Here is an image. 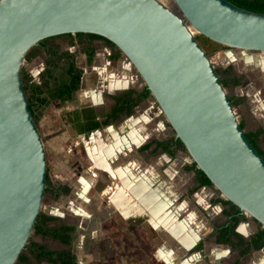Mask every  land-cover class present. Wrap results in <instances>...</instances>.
I'll use <instances>...</instances> for the list:
<instances>
[{
  "label": "flooded vegetation",
  "instance_id": "af4514ba",
  "mask_svg": "<svg viewBox=\"0 0 264 264\" xmlns=\"http://www.w3.org/2000/svg\"><path fill=\"white\" fill-rule=\"evenodd\" d=\"M90 34L44 38L26 56L42 59L40 78L23 71L36 123L56 113L47 126L62 133L71 165L58 171L46 152L42 208L15 264H140L138 251L167 249L170 237L186 244L194 221L187 251H264V227L199 168L126 53ZM62 36L71 45L51 41ZM217 70L264 155V59Z\"/></svg>",
  "mask_w": 264,
  "mask_h": 264
},
{
  "label": "water",
  "instance_id": "95a60500",
  "mask_svg": "<svg viewBox=\"0 0 264 264\" xmlns=\"http://www.w3.org/2000/svg\"><path fill=\"white\" fill-rule=\"evenodd\" d=\"M77 32L119 45L199 168L264 227V155L198 39L228 47L225 63L260 61L264 12L232 0H0V264L17 261L47 186L45 145L23 81L26 56L44 38Z\"/></svg>",
  "mask_w": 264,
  "mask_h": 264
},
{
  "label": "crops",
  "instance_id": "0c3cea01",
  "mask_svg": "<svg viewBox=\"0 0 264 264\" xmlns=\"http://www.w3.org/2000/svg\"><path fill=\"white\" fill-rule=\"evenodd\" d=\"M196 226L197 222L194 221L186 234L188 241L184 245L187 247L191 246L192 240L197 241L199 237ZM166 241L167 249L138 251L135 255L141 261L140 264H264V251H251L243 256L238 251H228L223 244H215L218 251H187L183 242L176 237H170ZM128 257L130 259V254Z\"/></svg>",
  "mask_w": 264,
  "mask_h": 264
},
{
  "label": "rangeland",
  "instance_id": "374dc122",
  "mask_svg": "<svg viewBox=\"0 0 264 264\" xmlns=\"http://www.w3.org/2000/svg\"><path fill=\"white\" fill-rule=\"evenodd\" d=\"M199 36L200 35H198V37ZM51 41H53V43H55L57 45L68 46V45H71L70 42L73 41V38L68 37V36H62V37H58L56 39H53ZM199 41L203 45V43H202L203 40L202 41L199 40ZM100 43L101 42L96 43V46L99 49L101 48L100 51H102L104 46H103V44L101 46H99ZM203 46L205 47L207 52L213 58V60L216 64V67L221 68L223 60L227 59L229 57V54H227V52H226L228 50V47H226L225 45H222V46L216 45V44H213L212 42H206V46L205 45H203ZM235 55H237V54H235ZM31 56H32V54H31ZM31 56H28V58L26 57L28 62L27 61L25 62L26 64L23 67V71L25 70V68H27L29 71L34 73V75L38 74L37 77L40 78L39 71L41 69L42 59L39 57H34V56L31 57ZM242 58L243 57H241V59L236 60V62L239 63V65L245 64V63H243V61H241ZM233 61L235 62V60H229V63L233 62ZM91 86H89V88ZM151 104H152L151 102L147 103L148 106H150ZM155 110L158 111L157 109H155ZM55 117H56V113L53 111L47 113V117L43 116L40 113V117L38 119L39 120L38 128L40 130V133L42 134L43 141L45 142L44 144L46 145L47 156L50 159V161L53 163V166H55V168L60 172L61 171H63V172L67 171L68 172L69 165H71L70 160H69L71 158V156L68 155V152L66 151V148H65L66 146H64L63 143H61V138L63 137L62 133L58 132V127H56V124L54 126H47L48 123L46 122L47 119L48 120H54ZM65 156H67V157L65 158Z\"/></svg>",
  "mask_w": 264,
  "mask_h": 264
},
{
  "label": "trees",
  "instance_id": "16d2710c",
  "mask_svg": "<svg viewBox=\"0 0 264 264\" xmlns=\"http://www.w3.org/2000/svg\"><path fill=\"white\" fill-rule=\"evenodd\" d=\"M232 1H234L235 3L241 5L245 8H248V9H251L254 11L264 12V0H232ZM90 35L99 36L97 34H90ZM198 38L201 41L203 40L202 43L205 46H206V42H212L213 44L222 46V44L211 40L210 38L206 37L205 35H200ZM25 88H26V86H25ZM207 181L210 182L209 179H207ZM262 233H264V229L262 230Z\"/></svg>",
  "mask_w": 264,
  "mask_h": 264
},
{
  "label": "bare ground",
  "instance_id": "6f19581e",
  "mask_svg": "<svg viewBox=\"0 0 264 264\" xmlns=\"http://www.w3.org/2000/svg\"><path fill=\"white\" fill-rule=\"evenodd\" d=\"M218 56V55H217Z\"/></svg>",
  "mask_w": 264,
  "mask_h": 264
}]
</instances>
